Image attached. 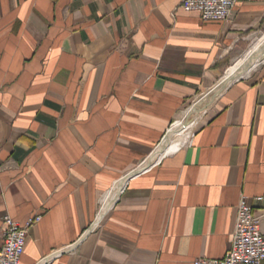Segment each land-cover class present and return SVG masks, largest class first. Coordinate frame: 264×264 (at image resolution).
Instances as JSON below:
<instances>
[{
    "label": "crops",
    "instance_id": "obj_1",
    "mask_svg": "<svg viewBox=\"0 0 264 264\" xmlns=\"http://www.w3.org/2000/svg\"><path fill=\"white\" fill-rule=\"evenodd\" d=\"M180 2L0 0V236L37 218L19 264L221 259L239 199L264 215V60L142 167L264 29V0L219 21Z\"/></svg>",
    "mask_w": 264,
    "mask_h": 264
},
{
    "label": "built area",
    "instance_id": "obj_2",
    "mask_svg": "<svg viewBox=\"0 0 264 264\" xmlns=\"http://www.w3.org/2000/svg\"><path fill=\"white\" fill-rule=\"evenodd\" d=\"M238 0H181L180 8L187 12H197L204 21L228 19ZM261 200L262 198H257ZM36 219L28 220L26 226L5 217L0 236V264H19L24 252L27 226ZM264 215L254 214L245 197H241L236 207V218L231 237V246L221 259L195 258L192 264H261L264 260V234L260 225Z\"/></svg>",
    "mask_w": 264,
    "mask_h": 264
},
{
    "label": "bare ground",
    "instance_id": "obj_3",
    "mask_svg": "<svg viewBox=\"0 0 264 264\" xmlns=\"http://www.w3.org/2000/svg\"><path fill=\"white\" fill-rule=\"evenodd\" d=\"M264 60V35L257 40L254 45L246 52V54L229 69L217 82L206 90V92L199 96L194 104L183 113V117L190 113H196L198 110L195 106L203 100L206 103H213L215 99L235 80L245 76L250 72L255 66ZM195 117L194 119H196ZM192 125V122H185L182 119L176 120L170 129H168L166 135L159 143V145L154 149L152 154L146 158L143 162L142 167H146L150 164L155 163L166 153L174 151L178 146L183 144L188 136L187 129ZM122 181L116 182L111 190H109L101 199L100 211L98 213V219L110 206L113 199L116 197L117 192L120 188Z\"/></svg>",
    "mask_w": 264,
    "mask_h": 264
},
{
    "label": "rangeland",
    "instance_id": "obj_4",
    "mask_svg": "<svg viewBox=\"0 0 264 264\" xmlns=\"http://www.w3.org/2000/svg\"><path fill=\"white\" fill-rule=\"evenodd\" d=\"M264 35V29L261 31V32H259L258 34H256L254 37H253V39H252V41L250 42V44L248 45V47L246 48V50H245V52L238 58V59H236L234 62H232V64L228 67V68H226L227 70L225 71V73L229 70V69H231L234 65H236V63L246 54V52L254 45V43L257 41V40H259L260 39V37L261 36H263ZM224 73V74H225ZM223 74V75H224ZM222 75V76H223ZM221 76V77H222ZM220 77V78H221ZM219 78V79H220ZM218 79V80H219ZM217 82V81H216ZM215 82V83H216ZM214 83V84H215ZM213 84V85H214ZM205 91V90H204ZM203 91V92H204ZM206 92V91H205ZM204 92V93H205ZM203 93V94H204ZM203 94H201V95H203ZM200 95V96H201ZM212 103H206V100H203V101H201L200 103H198L196 106H195V108L198 110V112H197V114L196 113H190V114H188L187 116H185V117H183L182 115H183V112H182V114H181V116H180V118L179 119H182V120H184L185 122H192V125H191V127L189 128V129H187V131H185V132H188L189 131V133H188V136L193 132V130L195 129V127L197 126V124H198V122H199V117L202 115V113L205 111V110H207L209 107H210V105H211ZM192 104L191 103H189L188 104V106H186V107H184V110H186L188 107H190ZM183 110V111H184ZM195 117H197L196 119H194ZM178 120V119H177ZM171 127V126H170ZM169 127V128H170ZM188 136H187V138H188ZM164 138V137H163ZM187 140V139H186ZM162 141V140H161ZM186 142V141H185ZM184 142V143H185ZM146 159H144L143 160V162L145 161ZM143 162H142V164H143Z\"/></svg>",
    "mask_w": 264,
    "mask_h": 264
}]
</instances>
